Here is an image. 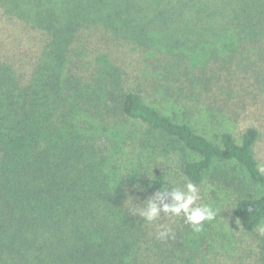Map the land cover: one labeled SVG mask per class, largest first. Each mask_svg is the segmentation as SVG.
Returning a JSON list of instances; mask_svg holds the SVG:
<instances>
[{"label":"trees","instance_id":"trees-1","mask_svg":"<svg viewBox=\"0 0 264 264\" xmlns=\"http://www.w3.org/2000/svg\"><path fill=\"white\" fill-rule=\"evenodd\" d=\"M127 48L153 68L151 90L229 96L257 63L236 58L264 57V0H0V264H264V249L221 262L206 221L129 213L164 188L161 208L181 184L237 181L234 217L254 237L264 169L255 127L211 137L148 104L127 85ZM160 225L173 238L156 239Z\"/></svg>","mask_w":264,"mask_h":264},{"label":"rangeland","instance_id":"rangeland-1","mask_svg":"<svg viewBox=\"0 0 264 264\" xmlns=\"http://www.w3.org/2000/svg\"><path fill=\"white\" fill-rule=\"evenodd\" d=\"M20 38L22 45L24 44L25 36L22 33L9 31V36H6L11 41V46L15 45L13 37ZM120 56L127 61V73H128V86L133 89L142 90V95L146 99V102L154 107L162 110V112L172 115L177 113L179 117L185 121H190L200 132L206 133L213 137L219 135L224 131L231 132L237 139L250 127H255L260 132V140L256 146V156L261 163L262 169H264V83L255 79L252 76L253 71H264V57L259 54H254L250 57L249 64H246V59L242 56L236 58L244 60L243 64L237 62L233 67L234 70L240 69L250 70V65L253 62L254 70L249 72L250 75L240 72L235 77V81L231 83L229 88V96L221 95L220 91L213 93H203L202 96L207 99H201L197 101V93L187 92L184 96L177 99L176 96L168 95L163 88L151 90L148 87L147 76L153 72V68L150 64H147L144 60V56L138 52H131L129 48L121 50ZM261 60V61H258ZM150 61V60H149ZM245 65V66H244ZM232 67V69H233ZM155 75V73L153 72ZM221 75L228 76V71H221ZM224 81L229 85V78H224ZM164 85V84H163ZM165 86V85H164ZM174 86V85H171ZM215 92V93H216ZM197 101V102H196ZM197 103V107L194 103ZM187 105V106H186ZM186 107H189L187 109ZM219 169L223 171H231L230 175L237 170L231 164H222ZM231 177V176H230ZM213 179L206 178L202 185L197 186L200 193V199L196 202L195 206H211L217 210V216L214 220L206 221L211 236L209 241L213 250L216 253L215 257L221 260V262L230 263L233 256L237 253L243 252L246 257L252 256L255 260L261 263V254L264 249V236H260L258 233L256 236L244 235L238 221L234 217V202L238 196L237 181H233L229 184H214ZM184 185H179L183 188ZM241 242L242 246H237V243ZM251 252L249 253V250ZM250 260H246L249 263Z\"/></svg>","mask_w":264,"mask_h":264},{"label":"clouds","instance_id":"clouds-1","mask_svg":"<svg viewBox=\"0 0 264 264\" xmlns=\"http://www.w3.org/2000/svg\"><path fill=\"white\" fill-rule=\"evenodd\" d=\"M264 171V170H262ZM173 203L163 204V208L156 204V200L160 199L163 203V197L168 194V188L158 191L154 198H150L142 207H136L133 202V207L129 213L139 215L143 220L151 223L155 222L161 215V212L169 214V216H180L183 214L185 222L193 226V230L199 232L204 221L214 220L217 216V210L211 206H195L200 199L198 187L187 182L181 187L172 188ZM256 231L260 236H264V223L256 226ZM172 237V229L167 225H160V229L156 232V239L166 241Z\"/></svg>","mask_w":264,"mask_h":264}]
</instances>
